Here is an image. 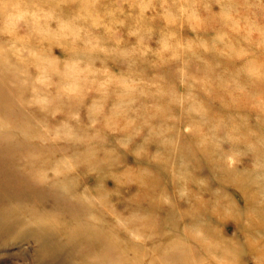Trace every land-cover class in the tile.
Listing matches in <instances>:
<instances>
[{
    "label": "clouds",
    "instance_id": "1",
    "mask_svg": "<svg viewBox=\"0 0 264 264\" xmlns=\"http://www.w3.org/2000/svg\"><path fill=\"white\" fill-rule=\"evenodd\" d=\"M0 155L77 264H264V0H0Z\"/></svg>",
    "mask_w": 264,
    "mask_h": 264
},
{
    "label": "rangeland",
    "instance_id": "2",
    "mask_svg": "<svg viewBox=\"0 0 264 264\" xmlns=\"http://www.w3.org/2000/svg\"><path fill=\"white\" fill-rule=\"evenodd\" d=\"M24 206L40 213L54 202L0 155V264H77L83 242L74 235V221L69 218L58 230L21 229L16 218Z\"/></svg>",
    "mask_w": 264,
    "mask_h": 264
}]
</instances>
